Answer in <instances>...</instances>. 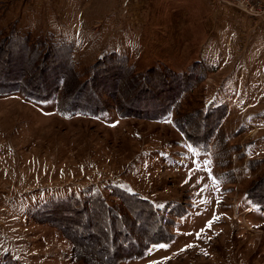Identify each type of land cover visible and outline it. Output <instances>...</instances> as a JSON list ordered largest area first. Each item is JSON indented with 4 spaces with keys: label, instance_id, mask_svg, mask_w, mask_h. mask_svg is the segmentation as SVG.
<instances>
[{
    "label": "rangeland",
    "instance_id": "obj_1",
    "mask_svg": "<svg viewBox=\"0 0 264 264\" xmlns=\"http://www.w3.org/2000/svg\"><path fill=\"white\" fill-rule=\"evenodd\" d=\"M0 31L71 42L80 72L112 52L137 73L202 70L177 111L188 115L186 131L194 137L202 134V113L222 115L210 151L202 153L175 127L172 109L158 119L143 116L167 99L128 89L123 75L111 104L129 101L135 116L64 115L55 100L0 94V264H84L57 228L28 211L87 189L135 221L127 228L137 241L132 255L116 264H264V211L247 194L264 174V14L252 18L212 0H0ZM28 70L20 80L27 87L34 75ZM223 142L229 161L217 171L212 152ZM258 186L254 192L264 196ZM117 187L137 194V202L122 196L130 211L114 195L123 194ZM141 197L160 210L157 221ZM63 215L62 226L79 233L82 244L104 246L93 240L91 222ZM151 222L166 242L146 249Z\"/></svg>",
    "mask_w": 264,
    "mask_h": 264
},
{
    "label": "trees",
    "instance_id": "obj_2",
    "mask_svg": "<svg viewBox=\"0 0 264 264\" xmlns=\"http://www.w3.org/2000/svg\"><path fill=\"white\" fill-rule=\"evenodd\" d=\"M33 37L30 32L21 34L17 31H11L4 35L0 31V94L6 95L16 92L36 102L55 100L57 111L64 115L98 116L110 110H115L123 117L135 116V112L132 110L131 103L128 100L127 104L123 103V101L116 102V106L111 104L112 99L117 100L120 94L118 82L115 80L123 75V80L125 79L126 84H128V89H132V91L139 90V92L145 91L155 99H167L163 107L156 112L143 116L149 119H158L172 109L174 113L176 112L174 125L185 135L190 145L202 153L210 151L208 139L217 130V125L220 124L222 115L218 116L213 112L207 111L202 113V129L198 128L202 134L194 137L186 131L190 123L188 122V125L186 123L188 119L185 118L188 115H179L177 111L181 95L203 80L204 77L199 74L202 70L194 68L187 72L174 73L166 67L160 69L151 67L145 73H137L134 71V66L129 64L125 57L112 52L103 55L101 57L102 60H99L87 70L80 72L74 59V46L71 42L61 39L56 41L49 35L48 37L43 35ZM31 67L34 69V72H32L34 75L32 74L27 79L25 77L26 84H29L27 87L22 85L21 82L23 81L20 80H23L22 76ZM50 71L52 73H49ZM110 74L113 75L112 80L108 81L107 76ZM83 75H86V77L80 79ZM69 83H71L70 88H68L69 96L64 100L61 92L65 93V88ZM65 85L66 87L64 88ZM145 87H149V89ZM161 88L163 92L160 91L158 95V91H153ZM124 96H122L123 99H125ZM181 115L184 117H181ZM216 117L217 120L218 117L220 118L218 122ZM220 144L219 151L214 149L212 152L217 171L227 167L225 162L229 161L230 155V150L228 152V149H226V143ZM220 157L221 159H219ZM217 178L222 183L230 182L229 180H222L220 172ZM263 183L264 174L261 176V181L255 184L254 188L256 189H250L247 194L250 195V197L248 196L250 200L256 199L258 201L257 206L264 211V196L261 194L257 195L254 192V190L257 191L258 185H264ZM262 189L264 190V188ZM115 190L117 191V189ZM118 190L123 194L114 193V195L121 199V202L123 200V207L127 211L131 210V205L129 206L128 202L130 199L128 200L125 196L122 197L123 195L127 193L134 202L140 201L138 197H135L137 196L136 193L128 192L121 188H118ZM87 191L86 195H88L83 197L82 195L72 194L62 198H48L33 205L28 214L39 223H46L57 228L70 241L74 260L81 261L84 264H116L122 257L125 258L132 255L128 251L134 249L137 241L133 240L131 234L127 232V228L128 225L134 226L135 221L128 219L121 207L110 205L99 190L87 189ZM142 200L145 201L148 209H150L149 206L151 207L150 211L146 210V212L150 213L151 217L157 221L159 217L158 211L160 210L157 209L151 200L145 198ZM126 202H128V205ZM64 213L76 215L82 221L89 222V225L91 222L90 226L95 229H90V232L93 231L92 234H94L92 235L93 240L97 243L101 242L104 246L96 247L94 245V247H90L93 244H90V246L82 244L79 233L74 232V235L70 233L71 229L69 230L64 225L62 226V219L64 218L61 217L64 216ZM57 218L61 220H57ZM86 222L83 224L85 225ZM148 225V227H151V233L147 236L146 249L153 244L166 242L163 239L164 235L157 234L160 226L156 225V222H151ZM153 229L156 234H154ZM117 239L118 241L114 244Z\"/></svg>",
    "mask_w": 264,
    "mask_h": 264
},
{
    "label": "built area",
    "instance_id": "obj_3",
    "mask_svg": "<svg viewBox=\"0 0 264 264\" xmlns=\"http://www.w3.org/2000/svg\"><path fill=\"white\" fill-rule=\"evenodd\" d=\"M220 7H227L229 10H236L252 18H258L264 14L262 0H212Z\"/></svg>",
    "mask_w": 264,
    "mask_h": 264
},
{
    "label": "crops",
    "instance_id": "obj_4",
    "mask_svg": "<svg viewBox=\"0 0 264 264\" xmlns=\"http://www.w3.org/2000/svg\"><path fill=\"white\" fill-rule=\"evenodd\" d=\"M208 43H210V42L208 41Z\"/></svg>",
    "mask_w": 264,
    "mask_h": 264
}]
</instances>
